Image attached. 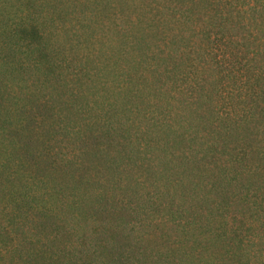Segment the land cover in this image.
<instances>
[{"label":"rangeland","instance_id":"obj_1","mask_svg":"<svg viewBox=\"0 0 264 264\" xmlns=\"http://www.w3.org/2000/svg\"><path fill=\"white\" fill-rule=\"evenodd\" d=\"M0 264H264V0H0Z\"/></svg>","mask_w":264,"mask_h":264},{"label":"trees","instance_id":"obj_2","mask_svg":"<svg viewBox=\"0 0 264 264\" xmlns=\"http://www.w3.org/2000/svg\"><path fill=\"white\" fill-rule=\"evenodd\" d=\"M241 5V4H240ZM256 6H255V4L253 3V1H250V3H248V5H246V7H245V9H246V11L248 10V9H252V8H255Z\"/></svg>","mask_w":264,"mask_h":264}]
</instances>
